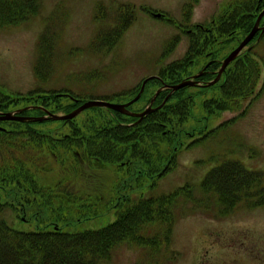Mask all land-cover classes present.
I'll use <instances>...</instances> for the list:
<instances>
[{
    "label": "trees",
    "instance_id": "16d2710c",
    "mask_svg": "<svg viewBox=\"0 0 264 264\" xmlns=\"http://www.w3.org/2000/svg\"><path fill=\"white\" fill-rule=\"evenodd\" d=\"M42 1L0 0V30L33 21L41 12ZM263 9L264 0H235L227 4L217 22L220 30L211 31L209 37L203 32L207 42L191 43L187 56L168 66L160 78L165 83L169 80L167 83L177 84L190 75L188 69L203 64L207 72L202 79L206 83L214 80L221 61L250 33ZM261 25L264 26V18ZM130 26L125 28L122 24V29L110 36L112 31L105 27L107 38L103 33L98 41L109 51ZM47 34L42 35L38 45L37 71L47 55L48 44L44 43ZM261 41L264 42V33L257 34L250 47L227 68L219 83L194 94L187 93V89L174 93L160 110L140 123L137 118L100 108L86 110L68 121L0 123V264H104L115 249L125 244L153 248L157 252L163 245L169 246L175 216L183 215L178 209L188 210V203L197 207L201 199H195L190 187L157 196L149 194L150 188L176 167L184 139L202 134L186 127L193 117L197 98L209 92L217 93L216 98L202 103L203 110L212 114L239 111L242 102L256 94L264 59L257 58L254 48ZM191 60L196 63L192 65ZM161 79L150 80L141 99L129 109L142 112L148 89L160 88ZM139 91L140 87L133 95L123 94L124 99H134ZM167 94L169 92L159 94L156 106L162 105ZM1 96L4 98L0 100L1 111L23 103L25 107L38 106L55 114H68L85 103L72 94L63 93L37 92L10 97L0 90ZM24 115L42 117L45 112L36 108ZM43 124H60L62 129H68L66 133H59L58 129H39ZM51 161L62 177L70 172L82 174L86 165L97 172L109 168L113 174L110 200L105 202L104 197L92 200L86 191L74 190L77 183L73 181L60 180L53 187L45 188L39 185L37 177L39 173L50 172ZM262 177L240 161L224 162L207 173L202 190L210 195L209 202L213 197L225 209L256 202L258 197L264 205ZM216 202L212 201L214 206ZM13 205L25 211L37 207L34 216L43 226L30 232L14 229L1 218L5 208ZM104 209L115 213V221L106 227L66 231L72 223L99 218ZM52 211L57 212L58 217L55 218Z\"/></svg>",
    "mask_w": 264,
    "mask_h": 264
},
{
    "label": "rangeland",
    "instance_id": "374dc122",
    "mask_svg": "<svg viewBox=\"0 0 264 264\" xmlns=\"http://www.w3.org/2000/svg\"><path fill=\"white\" fill-rule=\"evenodd\" d=\"M234 1L43 0L41 12L33 21L0 30V90L10 97L50 92L72 94L85 102L105 99L124 104L127 99L123 94L133 95L144 79L160 76L170 64L187 56L191 42L180 25L187 24L185 17L191 9L190 14H194L187 25L208 23ZM148 11L163 13L171 21L156 20ZM122 24L125 28L131 26L108 51L98 39L103 33L107 38L105 27L112 31L110 36L122 29ZM48 26L51 29L47 30ZM44 33L47 34L44 38L48 44L47 55L37 71L38 45ZM254 51L258 59H264V42ZM190 69L193 74L201 67ZM154 91V87L149 88L147 97ZM196 92V89L188 90L189 94ZM216 97L217 93L209 92L196 99L193 117L186 127L202 134L184 139L176 167L149 191L150 195L157 196L190 187L201 203L197 207L188 203V210L178 209L183 215L175 216L169 246L163 245L157 252L153 248L125 244L115 249L104 264H264L261 197L256 202L225 209L213 197L217 205L209 202L210 195L202 190L207 173L230 161H240L251 172L261 173L264 186V66L256 94L243 101L239 111L209 114L203 110V101ZM0 100L4 98L1 96ZM24 106L19 103L14 109ZM12 107L5 111L14 110ZM38 127L58 129L59 133H66L68 129H62L60 124ZM211 131L214 133L209 134ZM52 161L50 172L39 173V185L45 188L53 187L60 180L73 181L77 183L74 190L86 191L92 200L100 197L105 202L110 200L113 174L109 168L97 172L86 165L82 174L70 172L62 177ZM54 209L58 210L55 205ZM102 211L99 218L72 223L66 231L98 230L115 221L114 211ZM36 212L37 207L25 211L13 205L5 208L1 218L18 231L30 232L43 226L34 216ZM52 213L58 217L57 212Z\"/></svg>",
    "mask_w": 264,
    "mask_h": 264
},
{
    "label": "water",
    "instance_id": "95a60500",
    "mask_svg": "<svg viewBox=\"0 0 264 264\" xmlns=\"http://www.w3.org/2000/svg\"><path fill=\"white\" fill-rule=\"evenodd\" d=\"M263 17H264V11L259 15V17L255 23V26L253 27V29L251 30L249 35H247L246 38L241 42V44L233 52H231L228 55V57L222 62L221 69L219 70L216 79L214 81H212L211 83H209L207 86H213L214 84H216L221 79L223 73L226 71L228 66L241 55V53L246 49L248 44L254 39V37L256 36V34L260 30L262 31V33H264V28H260V23H261V20ZM199 76H200V74L196 75L193 80H185V81H183L180 84H177L175 86H169V89L171 90L169 97L174 92L179 91L181 89H184L186 87L197 86V82L195 81V79H197ZM152 78H154V77L147 79L143 83V86H142V89H141L139 95L135 99H133L132 101H130L129 103H126V104H113V103H110L107 101H88V102L84 103L83 105H81L79 108H77L75 111H73L72 113L67 114V115H58V114L51 113L47 110H45L46 115L43 117H25V116L20 115L24 111L36 108V107H28V108L18 110L15 112L0 113V122L14 121V122H20V123H26V122L43 123L46 121H68V120L75 119L84 111L92 109V108H105V109L113 110V111L119 112L121 114L127 115L129 117L138 118V122H141L145 117H147L151 113H153V112H155L161 108V106H160V107L155 109L152 106L154 104L156 97L159 95V93L161 92L162 89H160L156 93V95L154 96V98L151 102V105H149L145 109V111H143L142 113H133L128 109V107L140 99L142 93L144 92V88H145L146 83ZM167 99L165 100V102L167 101ZM165 102H164V104H165Z\"/></svg>",
    "mask_w": 264,
    "mask_h": 264
},
{
    "label": "flooded vegetation",
    "instance_id": "af4514ba",
    "mask_svg": "<svg viewBox=\"0 0 264 264\" xmlns=\"http://www.w3.org/2000/svg\"><path fill=\"white\" fill-rule=\"evenodd\" d=\"M221 14H222V12H221ZM187 17H191V16H187ZM219 17L220 16H214L213 19H211V21H209L208 23H196V24H193V25L186 26V27L183 28L182 31H183V33L186 34L187 39H188L189 42L193 43V42H196V41H198V42L201 41V43H206L207 42V37H205L206 35L205 36L203 35V32H205L207 34V36L209 37L211 31L212 32H216V31L220 30V28L218 27V24H217V22H219ZM213 40L216 41V43H220V41H217L215 39H213ZM195 63H196L195 60H191V64L192 65L195 64ZM206 68H207V66H204L201 70L197 71V73L190 74V75H188V76H186L184 78H193L196 74H198L200 72H203V75H201V77L197 78L196 81H199L200 83H206L205 80L202 79L206 75L205 74L207 72ZM161 81H162L161 87L163 88V92H169L170 93V91H169L170 90L169 89L170 83L166 84L164 82L165 80H162V79H161ZM168 81L169 80H167L166 82H168ZM200 87L203 88L202 86H200ZM167 96H168V94H167ZM152 98L153 97H151L149 99L150 103L152 101ZM154 106H156V103H154Z\"/></svg>",
    "mask_w": 264,
    "mask_h": 264
}]
</instances>
